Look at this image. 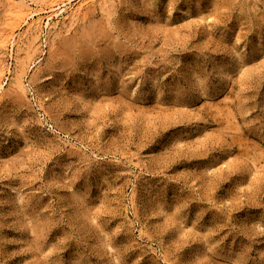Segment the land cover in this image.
I'll return each mask as SVG.
<instances>
[{
  "label": "rangeland",
  "instance_id": "374dc122",
  "mask_svg": "<svg viewBox=\"0 0 264 264\" xmlns=\"http://www.w3.org/2000/svg\"><path fill=\"white\" fill-rule=\"evenodd\" d=\"M10 1L0 264H264V0Z\"/></svg>",
  "mask_w": 264,
  "mask_h": 264
},
{
  "label": "bare ground",
  "instance_id": "6f19581e",
  "mask_svg": "<svg viewBox=\"0 0 264 264\" xmlns=\"http://www.w3.org/2000/svg\"><path fill=\"white\" fill-rule=\"evenodd\" d=\"M13 1L14 0H11L10 4L14 3ZM84 1H88V0H83V2ZM14 4L15 5H12V7H11L12 15L14 17L21 18L22 22H25L29 32L34 31L36 33V32H39V31L42 30V20H41L40 17L36 18V16H39V14L43 11V9H37V8L35 9L28 3H24V4H21V5L20 4L18 5L17 3H14ZM59 5L60 4L56 3V5L50 6L49 9H51L52 13L48 16L49 18L52 15H57L58 14L59 9H58L57 6H59ZM30 18H31V21L29 20ZM23 35L25 36L24 33H23ZM21 37H23L22 34H20L18 36V38H17V36H15V32L13 30L11 33L6 35V38H4L2 40L3 44H1V45L5 46V45H8L7 43L10 44V42H12V43H14L15 46L20 48V45L22 44V38ZM2 68L3 67H1V64H0V88L1 89H3L2 87L4 86V83H3V80H2V74H1ZM25 75H26V73H24V74L22 73V74H20L18 76V81H19L20 85H24V77H25Z\"/></svg>",
  "mask_w": 264,
  "mask_h": 264
}]
</instances>
